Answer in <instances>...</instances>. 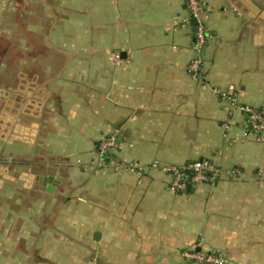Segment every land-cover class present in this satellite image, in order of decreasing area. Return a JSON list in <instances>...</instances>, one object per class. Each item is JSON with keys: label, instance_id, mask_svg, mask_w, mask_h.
<instances>
[{"label": "crops", "instance_id": "obj_1", "mask_svg": "<svg viewBox=\"0 0 264 264\" xmlns=\"http://www.w3.org/2000/svg\"><path fill=\"white\" fill-rule=\"evenodd\" d=\"M200 1L193 71L185 0H0V264H264V132L238 111H264V0ZM196 161L215 183L153 168Z\"/></svg>", "mask_w": 264, "mask_h": 264}, {"label": "built area", "instance_id": "obj_2", "mask_svg": "<svg viewBox=\"0 0 264 264\" xmlns=\"http://www.w3.org/2000/svg\"><path fill=\"white\" fill-rule=\"evenodd\" d=\"M188 10V16L184 20L186 24H191L193 20L197 23L194 25L195 49L197 55L190 64L189 68L198 71L202 64V58L199 52L204 47L207 34L204 22L201 19L204 4L200 0H185ZM118 58V55H116ZM229 104L232 102L229 101ZM238 111L246 116V135H259L264 132V111L249 105L238 106ZM244 136V137H245ZM117 147L116 139L113 136L101 140L97 146V158L95 167L103 169L107 166L106 159L108 154L114 152ZM137 163H130L126 170L138 168ZM154 169H159L170 176L169 188L175 192H185L188 187L200 185L205 182L215 183L219 176L220 168L208 161H196L183 166L153 164ZM233 175H239L240 172L233 170ZM190 185V186H189ZM182 258L189 262L198 264H223L224 258L215 254H206L196 250L182 252Z\"/></svg>", "mask_w": 264, "mask_h": 264}, {"label": "water", "instance_id": "obj_3", "mask_svg": "<svg viewBox=\"0 0 264 264\" xmlns=\"http://www.w3.org/2000/svg\"><path fill=\"white\" fill-rule=\"evenodd\" d=\"M253 11L256 12L257 14L259 13L258 14V17H259L258 20H259V22L264 23V11L259 10L257 7H254ZM196 23H197L196 20L192 21L193 26ZM12 97H13V94H10L9 98L11 99ZM20 99H21L20 96H16V101H19ZM15 139L20 140L19 138H15ZM37 181L41 186H44L45 188H47V190L49 192L53 191L54 186H52V184H54L53 182L55 181L53 176H41V177L37 178Z\"/></svg>", "mask_w": 264, "mask_h": 264}]
</instances>
